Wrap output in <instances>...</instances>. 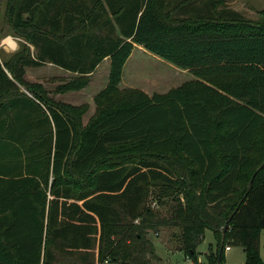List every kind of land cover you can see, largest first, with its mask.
I'll list each match as a JSON object with an SVG mask.
<instances>
[{
	"label": "trees",
	"instance_id": "obj_1",
	"mask_svg": "<svg viewBox=\"0 0 264 264\" xmlns=\"http://www.w3.org/2000/svg\"><path fill=\"white\" fill-rule=\"evenodd\" d=\"M222 4L0 0L25 41L0 58V264H167L148 238L160 227L193 264L206 230V264L229 244L264 264V10L251 20ZM135 44L194 78L120 88ZM105 58L86 123V103L25 78L51 63L72 73L54 93L77 91Z\"/></svg>",
	"mask_w": 264,
	"mask_h": 264
},
{
	"label": "rangeland",
	"instance_id": "obj_2",
	"mask_svg": "<svg viewBox=\"0 0 264 264\" xmlns=\"http://www.w3.org/2000/svg\"><path fill=\"white\" fill-rule=\"evenodd\" d=\"M219 7L237 10L246 18L255 20L259 17L260 10H264V0H223V4ZM186 14H191V11L186 12ZM0 29V58L4 59L16 51L19 44L25 41L20 37L12 35L7 24L2 19H0ZM14 45L15 47L18 45V47L11 50L10 47ZM105 68L108 71L109 60L101 64L97 76L102 74ZM61 73L63 72L56 67L50 64H44L40 67H29L27 73L25 72V77L32 82L37 80L36 82L40 83L49 92L50 96L57 99L56 96L58 93H54L55 87L61 83V79H67L69 77H65ZM122 77L123 82L120 88H138L148 94L153 92H166L169 88L176 87L182 82L194 78L187 70L175 66L138 44L134 45L130 56L124 64ZM41 79L42 81L40 82L39 80ZM96 84L92 83L82 90L85 92L83 94L84 99L87 97L90 99L91 95L97 90ZM149 205L154 209L161 208L160 205L158 207L154 199L149 201ZM160 210L163 213L166 212L164 208ZM175 231L176 229L172 227H160L155 231L148 232V238L153 243L155 252L161 257V262L163 263L183 264L186 258L183 252L178 249V242L173 235ZM210 241H212V245L215 244L212 232L206 230L202 242L198 245V259L200 258L202 260H199L201 264H206L207 262L206 254ZM229 245L230 250H224L222 264H245L246 256L243 247L237 244ZM259 248L260 255L264 259V231L260 232Z\"/></svg>",
	"mask_w": 264,
	"mask_h": 264
},
{
	"label": "crops",
	"instance_id": "obj_3",
	"mask_svg": "<svg viewBox=\"0 0 264 264\" xmlns=\"http://www.w3.org/2000/svg\"><path fill=\"white\" fill-rule=\"evenodd\" d=\"M18 44V43H17ZM18 45H15L13 47H10V49H15L17 48ZM108 60V58H105L97 67L96 69L92 72L91 74V77H90V81H89V84L88 85H91L92 83L96 84L97 86V90L94 92L93 95H91L90 99H88V97L86 99H84L83 97V94L85 93L84 90L85 88L88 87V85L81 89V90H77V91H70V92H65V93H58L56 98L57 100H60V101H63V102H67V103H70V104H74V105H78V104H81V103H86L88 105V110L86 111V113L83 115V122L86 123L88 118L93 114L94 110H95V105H94V102H93V96L100 90L102 89L106 82H107V75H108V71H107V68H105L104 72L100 75L97 76V74H99V70H100V66L103 62H106ZM45 64H50L54 67H56L58 70H61L63 73H61L62 75H64L65 77H68V76H71L72 73L68 70H65L61 67H58L56 65H53L51 63H45ZM44 65V64H43ZM41 65V66H43ZM40 67V66H39ZM28 68L27 67L25 69V72L27 73L28 71ZM100 77V78H99ZM26 78V77H25ZM28 80V79H27ZM29 81V80H28ZM37 80L33 81V82H36ZM40 82L42 81L39 80ZM96 82V83H95ZM123 82V77L121 76V81L119 83V86L122 84ZM170 89V88H169ZM147 93V92H146ZM159 93V92H158ZM150 95V94H149ZM86 120V121H85ZM205 235V233H204ZM213 235V234H212ZM213 241V240H212ZM212 241H210L208 244L212 243ZM213 244V243H212ZM230 250V248L228 249ZM225 249V251H228ZM200 261H202L200 258H199ZM183 264H193L191 260H189L188 258H185L184 260V263Z\"/></svg>",
	"mask_w": 264,
	"mask_h": 264
},
{
	"label": "built area",
	"instance_id": "obj_4",
	"mask_svg": "<svg viewBox=\"0 0 264 264\" xmlns=\"http://www.w3.org/2000/svg\"><path fill=\"white\" fill-rule=\"evenodd\" d=\"M230 248V246H225V249L228 250Z\"/></svg>",
	"mask_w": 264,
	"mask_h": 264
},
{
	"label": "water",
	"instance_id": "obj_5",
	"mask_svg": "<svg viewBox=\"0 0 264 264\" xmlns=\"http://www.w3.org/2000/svg\"><path fill=\"white\" fill-rule=\"evenodd\" d=\"M225 228H226V226L224 227V230H225ZM221 249H222V245H221V247H220V249H219V252L221 251Z\"/></svg>",
	"mask_w": 264,
	"mask_h": 264
}]
</instances>
